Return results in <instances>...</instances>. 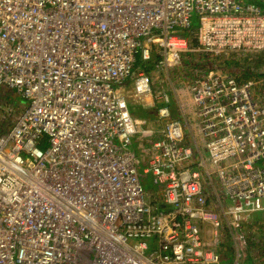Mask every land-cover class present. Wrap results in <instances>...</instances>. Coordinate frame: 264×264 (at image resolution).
I'll return each instance as SVG.
<instances>
[{
  "label": "built area",
  "instance_id": "built-area-1",
  "mask_svg": "<svg viewBox=\"0 0 264 264\" xmlns=\"http://www.w3.org/2000/svg\"><path fill=\"white\" fill-rule=\"evenodd\" d=\"M152 53L160 70L185 53L218 62L172 100L153 93L148 64L134 73ZM261 53L264 13L249 0H0V92L25 101L0 110L11 123L0 132V264H242L240 232L264 211V95L224 61ZM147 103L160 121L170 103L181 117L140 127L131 108ZM135 138L147 142L142 178Z\"/></svg>",
  "mask_w": 264,
  "mask_h": 264
},
{
  "label": "rangeland",
  "instance_id": "rangeland-1",
  "mask_svg": "<svg viewBox=\"0 0 264 264\" xmlns=\"http://www.w3.org/2000/svg\"><path fill=\"white\" fill-rule=\"evenodd\" d=\"M198 24H199L198 23V17L196 16L195 12L193 11L192 16H191V26H192V28L195 29L198 26ZM181 32H184V31H181ZM188 55L189 54H186L184 58H181L182 62L178 65L179 67L178 68L176 67L177 69L175 68L173 71L171 70L173 73L171 74V76L169 78L167 77L170 84L173 85L172 87L174 90H176V86H177L176 82L179 80L184 85H185V82H187V85L189 84V79H186V77H185L186 73H188V74L192 73L193 70L196 71V69L198 67L199 68L205 67V65H207L208 63H211L214 65V64H217V62H218V61H215L214 63H212V61L204 59L203 57H201L197 53L187 57ZM252 57H254V55H251L249 57L247 55L246 56L242 55L241 59H237V58L232 57V58L224 61V64H225L224 69L228 70L229 72H232L231 71L232 68L234 70H238L237 73L239 74V76L242 77V79H245L244 82L249 83L251 89H253L254 82L251 79H248L246 74L248 73V71H251L252 62H253ZM137 61H138V63L140 62V54L138 55ZM188 61H190V62H188ZM175 63L176 62H173V64H175ZM148 65L151 68L155 69V72H154L155 77H159L158 75H160L159 72L161 70L160 69L157 70V68H156L157 63L155 61L153 62V60H150L148 62ZM188 66H192V69L188 68ZM173 68H170V69H173ZM233 74L236 76L235 73H233ZM244 76H246V77L244 78ZM175 79H176V81H175ZM166 91L170 95V93H171L170 90H166ZM16 99L17 98L15 97V95H13L12 92L1 91L0 92V110H2L3 112L6 110H9L7 112L8 114H10L12 112V108H14L16 110H19V109L21 110L23 105H25V101L21 98L17 99L19 101V103L17 104ZM8 108H10V109H8ZM9 117H6L7 119L5 121L2 120L3 122L0 123V132L5 131L11 125V123L8 122L10 119ZM44 146H45V144L42 147H44ZM131 148H133V147L131 146ZM137 153L140 155L139 152H137ZM139 158H140V164L138 166V170H139V174L141 176V170H142L144 163H145L144 155H140ZM262 162L264 163V159L262 160ZM141 178H142V176H141ZM142 184H143L146 192H149L148 195H149L150 200H152V203L159 206L161 204V201L157 197V192L152 193L153 187H151V182L146 181L144 184V182L142 180ZM155 191H156V189H155ZM213 201H214V199H213ZM250 223H252V221ZM240 234H241L240 238L244 242V246L242 248V253L244 254V257H245L244 259L246 260V261L244 260V262L246 264H264V239H262L261 243L258 244L253 239L254 237L251 236V232L246 231L245 233H243V231H241ZM229 235H230V233L228 234V236ZM253 235H256L255 232L253 233ZM230 241L233 242L231 239H228L227 242L221 241L219 244V247L223 248L227 254L230 253L229 243H228ZM231 242H230V244H231ZM227 254L223 256V260L232 262L234 260V252L231 255H227ZM239 263L243 264L241 258L239 260Z\"/></svg>",
  "mask_w": 264,
  "mask_h": 264
},
{
  "label": "crops",
  "instance_id": "crops-1",
  "mask_svg": "<svg viewBox=\"0 0 264 264\" xmlns=\"http://www.w3.org/2000/svg\"><path fill=\"white\" fill-rule=\"evenodd\" d=\"M155 58V57H154ZM253 62H252V67H251V71H248L247 78L251 79L254 82L253 85V89L252 91H254L256 96H262L264 95V54H258V55H254V57H252ZM179 66L177 65V68ZM176 68V69H177ZM185 68V67H184ZM188 68L192 69V66H188ZM151 70V71H149ZM231 73H235L236 77L238 80H240L241 82H244L245 79H242V77L239 76V74L237 73L238 70H234L232 68ZM235 71V72H234ZM147 74L150 75L151 77V89L153 90V93H156V91H160V90H170V96L171 99H186L188 98V92H187V82H185V85L181 83V81H177L176 82V90L173 89V85L170 84L169 80L167 79V76L164 74V72L160 71L158 75L159 77H155L153 75V73L155 72L154 68H149L146 67V71ZM157 76V75H156ZM186 79H187V75H185ZM246 76H244L245 78ZM250 77V78H249ZM166 87V88H165ZM130 90H132V87H128ZM17 99H19L18 97H16ZM16 99V100H17ZM145 102H150V101H145ZM17 104L19 103V101L17 100L16 102ZM148 105L144 106V105H135L131 108V112L132 114L138 118V119H145L146 124H150L152 127H160L163 124H160V122L155 118L154 114V109L152 107L149 106L150 103H147ZM174 104V110H172L173 115L175 118L177 117H181V114L179 113L178 110V106H176L175 103ZM20 105V104H19ZM177 111V114H175V112ZM187 117V114H186ZM148 120V121H147ZM158 137V134H155L153 136V138H151V140L155 139ZM141 140V138H135L133 139V145L136 149H139V143L138 141ZM143 143L144 145L147 142H140ZM140 153V155H144V150H139L137 151ZM260 166L264 167V163L262 161L259 162ZM252 223L250 222H245L244 224V228H243V233H245L246 231L251 232V236L254 237L253 239L256 241V243H261V240L264 239V211H260V212H256L252 215ZM202 227H206L204 224H201ZM209 227V226H207ZM206 230V229H205ZM255 232L256 235H253V233ZM224 236L221 237V241H225L227 242L228 239L232 240V236L231 233L229 232V230L224 227ZM230 233V235L228 236V234ZM208 237H211L210 233H207ZM233 241V240H232ZM231 242V241H230ZM229 243V251L230 253L227 254L225 252V250L223 248L220 249L222 256L224 255H231L235 249H234V243L231 242V244ZM245 258V257H244ZM245 259H243V264H246L244 262ZM246 261V260H245Z\"/></svg>",
  "mask_w": 264,
  "mask_h": 264
},
{
  "label": "clouds",
  "instance_id": "clouds-1",
  "mask_svg": "<svg viewBox=\"0 0 264 264\" xmlns=\"http://www.w3.org/2000/svg\"><path fill=\"white\" fill-rule=\"evenodd\" d=\"M260 1H263L264 2V0H260ZM249 2H251L252 3V1H250L249 0ZM253 4V3H252ZM254 5V4H253ZM255 6H256V4H255ZM257 7H259V6H257ZM261 10V9H260ZM262 12H263V10H261ZM264 13V12H263ZM196 14V13H195ZM196 16L198 17V15L196 14ZM198 23H199V17H198ZM198 26H199V24H198ZM198 26L194 29V28H192V26L190 25V28H189V30H185V32H184V35L187 37V39H188V41H189V43L190 44H192V46H194V45H196V38L194 37V32L197 30V28H198ZM192 31V32H191ZM186 54H188V53H185L182 57H179V59L177 58H175V59H173L172 61L173 62H176L175 64H173V62H172V66H170L169 67V69L170 68H173V69H171L172 71L177 67V65H179L181 62H182V59L181 58H184L185 57V55ZM139 55V54H138ZM138 55L136 56V61H135V64H134V73H135V75H137V73H138V71H139V69L141 68V66H143V63H145V64H148V62L150 61V60H153V62L155 61V62H157L158 60H160L161 59V56L160 55H157V53H152L151 54V59L150 60H148V61H145V60H143L142 59V56H141V54H140V62L138 63V61H137V58H138ZM190 56V54L187 56V57H189ZM155 57V58H154ZM188 62H190V61H188ZM148 67L151 69V67L148 65ZM156 68H157V70L159 69L157 66H156ZM198 69H199V67H198ZM146 70V69H145ZM161 71H165V70H161ZM186 75H187V79L190 77V75H191V73H186ZM158 105H161V104H158ZM169 107H170V115H169V117H167V118H165L163 121H160V120H158L156 117H157V114H156V109H154V114H152V115H155V118L159 121V122H164V123H166L168 120H171V119H173V118H175L174 117V115H173V112H172V110H174V104L173 103H170V105H169ZM175 114H177V111L175 112ZM135 117V116H134ZM136 118V117H135ZM178 118V117H177ZM136 120L138 121V124H140V127H144L145 125H146V122H145V119H138V118H136ZM148 121V120H147ZM140 142H143V139H141V140H139L138 141V143H139V149H134V145H133V143H132V147L133 148H131L134 152H136V151H139V150H143V148L141 147V144L142 143H140ZM146 182V181H145Z\"/></svg>",
  "mask_w": 264,
  "mask_h": 264
},
{
  "label": "bare ground",
  "instance_id": "bare-ground-1",
  "mask_svg": "<svg viewBox=\"0 0 264 264\" xmlns=\"http://www.w3.org/2000/svg\"><path fill=\"white\" fill-rule=\"evenodd\" d=\"M135 154H136V156L139 158V154L137 153V151L135 152ZM156 190H157V197L160 199V201H161V204L158 206V209L159 210H161V209H166V210H169L170 209V207L171 206H169V205H167L166 204V202L164 201V199L162 198V195H161V192L159 191V188L158 187H156ZM154 204V203H153ZM156 205V204H155ZM207 212H209V213H213V214H219V215H221L222 214V212H221V208L218 206V204L216 203V202H213V201H211V202H209L208 203V208H207ZM192 223V222H191ZM194 223L196 224V225H198L199 223L200 224H204L206 227H205V229L203 230L204 232H206V233H208V231H209V229L211 228V226H212V221H211V219L210 218H203V219H197V220H195L194 221ZM202 226V225H201ZM207 226H209V227H207ZM201 228V227H200ZM202 229V228H201ZM205 237H207L206 236V234H205ZM208 238V237H207Z\"/></svg>",
  "mask_w": 264,
  "mask_h": 264
},
{
  "label": "trees",
  "instance_id": "trees-1",
  "mask_svg": "<svg viewBox=\"0 0 264 264\" xmlns=\"http://www.w3.org/2000/svg\"><path fill=\"white\" fill-rule=\"evenodd\" d=\"M250 1H252V3L254 5L256 4V6H259L258 8L263 10V12H264V2L263 1H260V0H250ZM134 149H135V147H134Z\"/></svg>",
  "mask_w": 264,
  "mask_h": 264
},
{
  "label": "flooded vegetation",
  "instance_id": "flooded-vegetation-1",
  "mask_svg": "<svg viewBox=\"0 0 264 264\" xmlns=\"http://www.w3.org/2000/svg\"><path fill=\"white\" fill-rule=\"evenodd\" d=\"M149 71H151V70H149ZM172 73H173V72L171 71V69H166V70L164 71V74H165L168 78L171 76ZM153 75L155 76V73H153ZM175 81H176V79H175Z\"/></svg>",
  "mask_w": 264,
  "mask_h": 264
}]
</instances>
